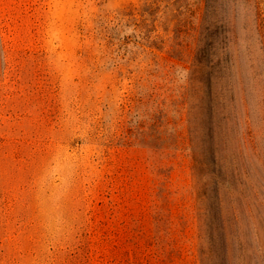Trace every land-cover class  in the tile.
<instances>
[{
    "label": "rangeland",
    "instance_id": "obj_1",
    "mask_svg": "<svg viewBox=\"0 0 264 264\" xmlns=\"http://www.w3.org/2000/svg\"><path fill=\"white\" fill-rule=\"evenodd\" d=\"M0 264H264V0H0Z\"/></svg>",
    "mask_w": 264,
    "mask_h": 264
}]
</instances>
